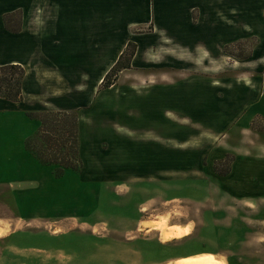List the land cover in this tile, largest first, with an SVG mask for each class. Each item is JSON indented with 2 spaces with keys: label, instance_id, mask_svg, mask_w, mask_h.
<instances>
[{
  "label": "rangeland",
  "instance_id": "rangeland-1",
  "mask_svg": "<svg viewBox=\"0 0 264 264\" xmlns=\"http://www.w3.org/2000/svg\"><path fill=\"white\" fill-rule=\"evenodd\" d=\"M220 2L223 9L232 4L237 14L248 8L258 46L256 38L225 45L228 50L214 58L202 48L187 51L169 42L154 20L165 6L153 7V20L132 31L147 42L159 37L136 55L138 63L156 66H131L113 86L96 89L94 107L78 117L79 124L83 121L79 171L56 179L52 167L29 156L0 158V264H176L207 255L222 264H264V197L232 198L212 169L213 161L232 154L226 150L229 126L247 121L248 111L252 116L264 108L258 107L264 105L259 82L264 79V0ZM192 12L196 22L197 12ZM221 12L219 19H225ZM183 82L187 91L197 82V98H202V109L185 112L190 117L167 113L166 120L162 108L143 96L148 90L160 92L157 85ZM184 95L187 102L194 99L189 92ZM252 127L264 133V119L256 118ZM250 180L246 187L257 193L259 181ZM129 206L137 216L126 212ZM241 225L243 231L228 236L231 227ZM161 227L171 234L169 240ZM214 229H219L216 236L205 234ZM156 241L168 243L174 257L144 261L138 245ZM187 253L194 256L175 257Z\"/></svg>",
  "mask_w": 264,
  "mask_h": 264
},
{
  "label": "crops",
  "instance_id": "crops-1",
  "mask_svg": "<svg viewBox=\"0 0 264 264\" xmlns=\"http://www.w3.org/2000/svg\"><path fill=\"white\" fill-rule=\"evenodd\" d=\"M222 3L219 0H0V66L19 65L25 71L22 99L12 102L0 98V158L13 161L29 156L41 165L25 149L26 139L40 127V121L30 118L29 113L76 111L82 118L83 111L94 107L92 95L129 42L137 46L131 66H156L138 63L136 55L148 51L159 37L147 42L138 39L132 31L137 25L153 20V7L156 11L158 6H165V13L160 14L162 21L159 16L157 19L156 12L154 20L159 21V28L169 42L187 51L202 48L214 58L225 45L256 38L258 46L260 39L249 26L248 8H242L237 14L232 11V4L223 9ZM193 10L197 12L196 22L192 20ZM219 11L225 19H219ZM15 12L16 16L9 15ZM5 16L9 24L16 20V32L6 27ZM260 16L264 23V8ZM254 51L242 62L249 61ZM164 65L171 67L170 63L161 66ZM259 82H263L264 88V79ZM196 83L190 85L189 91L185 82L178 87L157 85L160 92L154 94L148 90L143 96L150 97L151 102L162 108L161 117L166 120L170 119L167 113L190 117L192 110L203 106L202 98H197ZM186 92L194 96L192 101L187 102ZM260 106L264 107L262 102ZM245 116L247 121L240 120L226 130V150L232 152L234 161L229 175L217 177L225 183L226 194L232 198L256 200L264 197L261 188L264 185V157H261L264 133L253 129L252 123L258 117L264 119V108L252 116L248 111ZM250 131L256 137L246 134ZM257 136L260 140H256ZM239 150H255L257 155L253 152L245 155ZM250 179L259 181L257 193L246 187Z\"/></svg>",
  "mask_w": 264,
  "mask_h": 264
},
{
  "label": "trees",
  "instance_id": "trees-1",
  "mask_svg": "<svg viewBox=\"0 0 264 264\" xmlns=\"http://www.w3.org/2000/svg\"><path fill=\"white\" fill-rule=\"evenodd\" d=\"M9 15L16 16L17 12ZM4 22L6 27L10 31H17L16 20L13 23L9 24L8 16H5ZM11 24L14 25L11 26ZM136 47L137 46L134 42H129L127 44L116 63L110 68V70L105 75L102 81L103 88H109L113 86L118 75L122 71L130 69L131 61L136 52ZM226 49L228 50V46L225 47V50ZM250 56L251 54H249L248 57L244 56L241 59L245 60ZM24 75L25 71L19 65L0 66V98L12 102L20 101L22 99L21 84ZM29 116L30 118L39 120L40 127L34 135L26 139L25 149L27 150V152H29L42 166L52 167V174L56 179L63 178L64 174L67 171H79L82 168L83 163L81 159L80 124L77 112L43 111L29 113ZM233 161L234 156L230 153L226 154L225 157L222 159L213 161V172L217 176L226 177L231 171ZM164 183L167 184L169 183V181L167 180ZM143 184L147 186H155V183L150 182H146ZM106 208L109 209L107 205ZM109 210L123 212L122 209L118 211L114 207H111V209ZM127 210H129L126 211L127 213L133 212L135 216H137V214L139 213L137 210H134V206H129V209ZM243 228L244 227L235 228L234 231L232 230V228H230V232L227 231V234L229 236L232 232L238 235L240 231H243ZM218 230L214 229L213 231H208L205 234H209L214 237L216 236V233H218ZM166 245H168V243H160L159 241H156L155 243L140 242L138 248L140 249L144 261L153 260L161 262L173 256L172 253L169 252V249ZM165 249L167 250L165 252L166 254H162ZM206 251L207 250H202L199 253H205ZM209 251H214V249H209ZM199 253H195V255ZM192 255L194 254L187 253L186 255L180 254L175 257H188Z\"/></svg>",
  "mask_w": 264,
  "mask_h": 264
},
{
  "label": "bare ground",
  "instance_id": "bare-ground-1",
  "mask_svg": "<svg viewBox=\"0 0 264 264\" xmlns=\"http://www.w3.org/2000/svg\"><path fill=\"white\" fill-rule=\"evenodd\" d=\"M162 228V227H161ZM161 230V229H160ZM162 235L163 238L167 241L170 239L171 234L162 228ZM176 264H222L218 261H215L211 255L203 256V257H196V258H182L179 259Z\"/></svg>",
  "mask_w": 264,
  "mask_h": 264
}]
</instances>
